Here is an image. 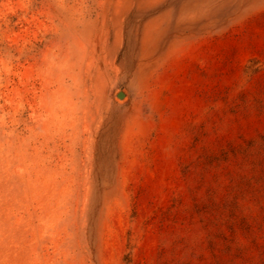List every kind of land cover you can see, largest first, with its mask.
I'll list each match as a JSON object with an SVG mask.
<instances>
[{"label": "rangeland", "instance_id": "obj_1", "mask_svg": "<svg viewBox=\"0 0 264 264\" xmlns=\"http://www.w3.org/2000/svg\"><path fill=\"white\" fill-rule=\"evenodd\" d=\"M0 264H264V0H0Z\"/></svg>", "mask_w": 264, "mask_h": 264}]
</instances>
